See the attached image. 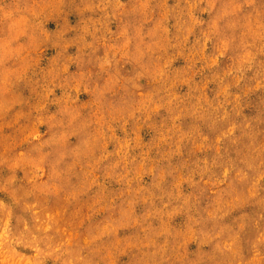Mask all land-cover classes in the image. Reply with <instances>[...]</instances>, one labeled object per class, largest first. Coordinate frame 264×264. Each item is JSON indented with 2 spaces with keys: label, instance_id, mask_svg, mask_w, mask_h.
Listing matches in <instances>:
<instances>
[{
  "label": "rangeland",
  "instance_id": "obj_1",
  "mask_svg": "<svg viewBox=\"0 0 264 264\" xmlns=\"http://www.w3.org/2000/svg\"><path fill=\"white\" fill-rule=\"evenodd\" d=\"M0 264H264V0H0Z\"/></svg>",
  "mask_w": 264,
  "mask_h": 264
}]
</instances>
